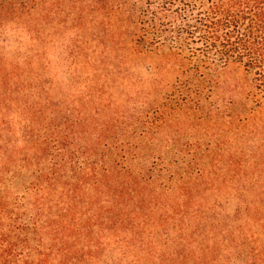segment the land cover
<instances>
[{
	"label": "trees",
	"instance_id": "16d2710c",
	"mask_svg": "<svg viewBox=\"0 0 264 264\" xmlns=\"http://www.w3.org/2000/svg\"><path fill=\"white\" fill-rule=\"evenodd\" d=\"M37 1L0 0V27L11 17L32 19L29 4ZM93 1L97 10L103 0ZM127 7L131 39L123 33L111 39L99 27L71 47L79 57L97 41L95 60L85 62L93 75L131 82L132 61L157 59V69L176 73L172 93L161 101L165 116L174 107L201 108L223 71L237 66L249 79L248 97L256 107L264 105V0H141ZM27 30L41 44V27L34 23ZM34 50L23 66V107L34 123L23 125V158L12 150L0 160V174L12 166L27 177L23 204L15 202L12 188L0 192V264H264V202L228 211L211 202L214 190L169 185L180 173L163 162L130 171L123 146L115 145L113 163L101 167L92 152L101 137L84 145L64 134L66 121L45 123L53 103L39 73L26 70L43 56ZM0 80V102L12 99L7 78ZM71 126L74 134L87 132L84 123ZM73 145L79 149L70 154Z\"/></svg>",
	"mask_w": 264,
	"mask_h": 264
},
{
	"label": "rangeland",
	"instance_id": "374dc122",
	"mask_svg": "<svg viewBox=\"0 0 264 264\" xmlns=\"http://www.w3.org/2000/svg\"><path fill=\"white\" fill-rule=\"evenodd\" d=\"M137 1L141 0H103L97 11L93 0H38L29 4L32 19L4 20L0 27V77L7 78L13 92L9 91L12 99L0 102V160L5 161L6 151L12 150L23 158V125L34 123L23 107V66L24 60L34 54L30 50L39 47L43 56L36 58L33 69L26 70L34 75L38 72L50 90L53 104L45 112V123L55 126L66 121L61 124L64 134L70 141L75 135L84 145L101 137L102 144L92 151L101 167L113 163L118 150L115 145L119 149L123 146L130 171H143L154 160L163 162L171 171L180 173L166 181L169 185L192 186L203 192L214 190L209 199L221 202L228 211L239 203L264 202V105L256 107L248 97L249 79L241 68L230 66L223 71L211 99L201 108L174 107L164 116L161 101L172 93L176 73L157 69V59L142 57L132 61V83L114 78L104 82L87 69V57L95 60L97 56L91 52L97 41L88 40L87 51L79 57L72 56L71 47L80 46L75 44L79 35L83 33L90 39L99 27L111 39L120 33L131 39L133 29L126 12L127 6ZM34 23L42 30L41 44L35 43L27 30ZM103 70L104 73L106 69ZM0 92H5L1 80ZM72 123H84L87 132L72 133ZM143 130L147 134L142 135ZM78 149L73 145L70 154ZM28 152L30 155L34 151ZM12 169L1 172L0 192L12 188L18 199L15 202L23 204V181L27 177ZM185 173L183 179L181 175ZM6 222L9 224L4 219ZM23 238V233L16 238L20 248Z\"/></svg>",
	"mask_w": 264,
	"mask_h": 264
}]
</instances>
